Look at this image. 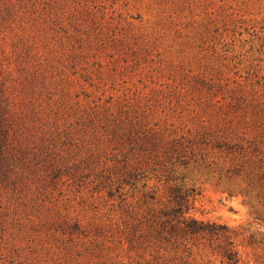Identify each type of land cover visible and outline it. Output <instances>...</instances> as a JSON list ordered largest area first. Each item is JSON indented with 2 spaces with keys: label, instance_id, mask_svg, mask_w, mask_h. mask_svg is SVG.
Returning a JSON list of instances; mask_svg holds the SVG:
<instances>
[{
  "label": "rangeland",
  "instance_id": "obj_1",
  "mask_svg": "<svg viewBox=\"0 0 264 264\" xmlns=\"http://www.w3.org/2000/svg\"><path fill=\"white\" fill-rule=\"evenodd\" d=\"M179 208L264 264V0H0V264H219Z\"/></svg>",
  "mask_w": 264,
  "mask_h": 264
},
{
  "label": "trees",
  "instance_id": "obj_2",
  "mask_svg": "<svg viewBox=\"0 0 264 264\" xmlns=\"http://www.w3.org/2000/svg\"><path fill=\"white\" fill-rule=\"evenodd\" d=\"M174 212L179 217L162 223L165 235L161 239L172 243L181 240L202 241L210 254L219 259V264H239L238 253L226 226L187 219L181 208Z\"/></svg>",
  "mask_w": 264,
  "mask_h": 264
}]
</instances>
